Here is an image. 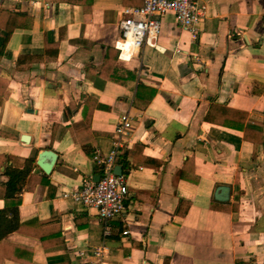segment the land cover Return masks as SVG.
I'll return each instance as SVG.
<instances>
[{
    "label": "crops",
    "instance_id": "crops-1",
    "mask_svg": "<svg viewBox=\"0 0 264 264\" xmlns=\"http://www.w3.org/2000/svg\"><path fill=\"white\" fill-rule=\"evenodd\" d=\"M198 4L195 49L165 14L156 45L120 59L122 9L141 0H0V183L34 159L22 233L0 239V264H89L99 246L102 264H264V0ZM210 106L245 113L247 139L205 122ZM122 113L139 152L119 157L126 208L104 237L94 212L61 195L96 174ZM42 150L57 154L48 175ZM217 186L228 201L213 199Z\"/></svg>",
    "mask_w": 264,
    "mask_h": 264
},
{
    "label": "built area",
    "instance_id": "built-area-1",
    "mask_svg": "<svg viewBox=\"0 0 264 264\" xmlns=\"http://www.w3.org/2000/svg\"><path fill=\"white\" fill-rule=\"evenodd\" d=\"M165 14H172L177 25L189 33L191 49H195L199 36L198 25L204 18V7L198 4V0H141L139 6L122 9V18L118 24L120 38L116 44L120 51L119 58L131 57L144 44L155 46L159 34L158 18ZM131 129V117L128 113L119 114L110 150L106 153L96 150L92 158L99 176L98 181L86 177L78 188L61 195L62 198L70 199L74 204L94 212L103 225L104 237L111 236V221L119 218L126 208V177L122 174L115 175L113 169L120 155H125L130 147L128 134ZM127 233V230L122 231L123 235ZM89 254L92 257L89 264H102L103 246L95 247Z\"/></svg>",
    "mask_w": 264,
    "mask_h": 264
},
{
    "label": "trees",
    "instance_id": "trees-1",
    "mask_svg": "<svg viewBox=\"0 0 264 264\" xmlns=\"http://www.w3.org/2000/svg\"><path fill=\"white\" fill-rule=\"evenodd\" d=\"M17 16L18 15L10 14L9 20L11 21L13 18H16ZM14 29L15 28L13 26L11 27L7 26L4 44L8 41L9 36L11 35ZM46 48H47L46 51H48V46ZM33 60H38V58L35 57L33 58ZM0 102H1V98H0ZM91 103H92V99L90 98L87 99L85 102V107L86 105ZM85 107H83L82 109L83 118L81 122L77 124L78 127H85L86 124H88V122L91 119V112L89 113V116H86ZM204 121L227 130L240 132L242 133V139L243 140L247 139L245 135L246 114L243 112L237 110H230L227 108H219L217 106H210L209 110L207 111L204 117ZM138 147L139 146H133L132 148L130 147L125 158L129 156L130 157L134 156L133 159L136 160L135 154L137 151L136 149ZM124 159H122L121 161L119 160L121 165H124ZM33 164H34V159H29L24 161V167L22 169L10 168V167L5 168L4 175L8 177V181L4 183H0V199L4 201V208L0 210V239H2L6 234L11 232L22 233V226L17 217V206L20 202L19 195L22 186L24 185L25 180L31 173Z\"/></svg>",
    "mask_w": 264,
    "mask_h": 264
},
{
    "label": "water",
    "instance_id": "water-1",
    "mask_svg": "<svg viewBox=\"0 0 264 264\" xmlns=\"http://www.w3.org/2000/svg\"><path fill=\"white\" fill-rule=\"evenodd\" d=\"M30 111V110H29ZM20 141L23 144L29 143V136L22 135L20 137ZM57 160V154L53 152L52 150H42L38 153L37 159H36V165L38 168L46 175L50 174L55 163ZM113 172L115 175H121V166L115 165ZM93 180L96 182L98 181L99 176L95 174L93 177ZM228 187L226 186H217L213 192V199L219 202H226L229 198V191Z\"/></svg>",
    "mask_w": 264,
    "mask_h": 264
}]
</instances>
